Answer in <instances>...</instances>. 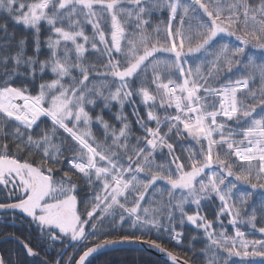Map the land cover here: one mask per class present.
<instances>
[{
  "label": "snow or ice",
  "instance_id": "1",
  "mask_svg": "<svg viewBox=\"0 0 264 264\" xmlns=\"http://www.w3.org/2000/svg\"><path fill=\"white\" fill-rule=\"evenodd\" d=\"M0 196V264H264V0H0Z\"/></svg>",
  "mask_w": 264,
  "mask_h": 264
},
{
  "label": "trees",
  "instance_id": "2",
  "mask_svg": "<svg viewBox=\"0 0 264 264\" xmlns=\"http://www.w3.org/2000/svg\"><path fill=\"white\" fill-rule=\"evenodd\" d=\"M115 105L113 106V111H115ZM125 111H128V108L126 107ZM109 113L107 111L105 112V119H110ZM95 131V129H94ZM97 135L100 136V133L97 132ZM102 138V137H101ZM0 202H4L3 196H0ZM205 213L208 214L209 218H213V207H205L203 209ZM13 215L12 212H2L0 211V217H11ZM17 216H20L18 212L16 213ZM26 225H17L16 227H4L3 225H0V251H5L8 249L15 248V245L11 242L5 241L3 239L4 236H6L9 233H15L17 235H20ZM231 231V229H229ZM24 234H27V232H24ZM35 235V233H33ZM194 235H198L196 230L191 225H185L184 226V241H183V247L177 246L174 241H168L167 239L161 241L162 245L169 250L177 251L181 255H188L192 256V251L189 250V241L190 238ZM202 235V234H201ZM192 244L194 246V251L197 253L199 250L203 247L202 240L198 239L195 241H192ZM71 249L68 250L69 254H71ZM196 259V257H194ZM94 264H166L162 260H159L155 258L154 256H150L142 251H136V250H121L119 251H109L108 253H104L101 255H98L96 257V260ZM196 264H200L199 259H196ZM256 264H259V261L256 262Z\"/></svg>",
  "mask_w": 264,
  "mask_h": 264
},
{
  "label": "water",
  "instance_id": "3",
  "mask_svg": "<svg viewBox=\"0 0 264 264\" xmlns=\"http://www.w3.org/2000/svg\"><path fill=\"white\" fill-rule=\"evenodd\" d=\"M119 249L121 250H136V251H142L148 255H152L157 259L163 260L166 264H171L170 261L167 260V257L165 254L160 253L159 251H157L155 248H149L148 245L146 244H118L106 249H102L100 251V253L95 254L96 257H98V255L104 254V253H108L109 251H119Z\"/></svg>",
  "mask_w": 264,
  "mask_h": 264
}]
</instances>
